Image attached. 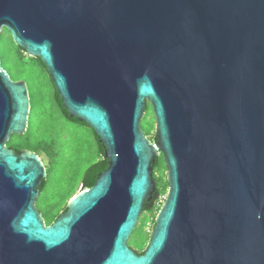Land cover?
<instances>
[{
  "label": "water",
  "instance_id": "water-1",
  "mask_svg": "<svg viewBox=\"0 0 264 264\" xmlns=\"http://www.w3.org/2000/svg\"><path fill=\"white\" fill-rule=\"evenodd\" d=\"M2 28L108 165L47 225L44 163L6 146L28 88L0 60V264H264V0H0ZM159 153L168 191L139 254Z\"/></svg>",
  "mask_w": 264,
  "mask_h": 264
},
{
  "label": "rangeland",
  "instance_id": "rangeland-1",
  "mask_svg": "<svg viewBox=\"0 0 264 264\" xmlns=\"http://www.w3.org/2000/svg\"><path fill=\"white\" fill-rule=\"evenodd\" d=\"M30 55L13 42L10 32L2 28L0 33L1 66L13 80L27 83L31 107L27 127L23 135L12 134L7 146L22 145L33 149L46 167L43 189L35 207L45 218L53 219L67 206L70 198L82 190L80 184L85 169L99 157L95 138L88 126L66 119L53 99L54 89L47 75ZM141 128L150 141L155 136V116L151 105L144 111ZM160 163L153 170L160 194L152 210L140 214L137 225L128 239V245L136 252L144 250L153 228L155 217L168 191L167 167L162 153ZM47 225L51 223H47Z\"/></svg>",
  "mask_w": 264,
  "mask_h": 264
},
{
  "label": "trees",
  "instance_id": "trees-1",
  "mask_svg": "<svg viewBox=\"0 0 264 264\" xmlns=\"http://www.w3.org/2000/svg\"><path fill=\"white\" fill-rule=\"evenodd\" d=\"M19 49H21L19 47ZM23 50V49H21ZM38 66H44V64L42 63V61L37 58V57H32L31 58ZM53 99L55 101V104L56 106L58 107L60 113L67 119L71 120V121H74V122H77L79 124H82V125H85L87 126L84 122H79L77 121L75 118H70L67 114V111L63 108V105H62V102L60 100V97L57 95L55 89H54V96H53ZM148 108V104L147 106L145 107V110ZM91 129V128H90ZM92 133H93V136L95 138V142H96V146H97V150H98V154H99V158L93 162L92 164H90L84 171L83 175H82V178H81V181H80V184L82 186V189H85L87 187H91L98 175L105 170V168L107 167L108 165V160L104 157V146L102 143L99 142L98 140V137L94 134V131L91 129ZM150 140V139H149ZM157 138H156V134L154 136V138L151 140V142H156ZM10 148H13L14 151L16 153H19L21 152V149L24 147L23 145L21 147H17V146H12V145H9ZM39 146H36L34 147L33 149H31L32 151H34L36 153V150L38 149ZM25 148V147H24ZM159 163H160V157L157 155L156 156V161H155V165H154V169L157 168L159 166ZM153 176H154V179H155V174L153 172ZM44 183H45V180L43 179L42 181V184H41V190L43 189L44 187ZM160 194V190H159V187H158V184L156 182V190L154 191V195H153V199L152 201H148L145 203L144 205V208H143V212L144 211H148V210H152V204L156 202V200L158 199V195ZM66 211V207L62 210L61 214L64 213ZM59 215L55 216L53 219H50L48 217V212L46 214V216H44L45 218V223H52L53 221L56 220V218L58 217ZM153 226H154V223H153ZM144 250H141V251H138L137 253L141 254Z\"/></svg>",
  "mask_w": 264,
  "mask_h": 264
},
{
  "label": "flooded vegetation",
  "instance_id": "flooded-vegetation-1",
  "mask_svg": "<svg viewBox=\"0 0 264 264\" xmlns=\"http://www.w3.org/2000/svg\"><path fill=\"white\" fill-rule=\"evenodd\" d=\"M41 67V69H42V71L45 73V75H47V77H48V79H49V81L51 82V84H52V87H53V89H54V86H53V83H52V81H51V79H50V77H49V75H48V72H47V70H46V67L45 66H40ZM26 85H27V83H26ZM27 88H28V86H27ZM28 93H29V89H28ZM29 100H30V107H31V98H30V94H29ZM6 146H7V144H6ZM8 148H10L9 146H7ZM10 149H12L13 151H14V149L13 148H10ZM24 149V147L21 149V151ZM15 152V151H14ZM37 154V153H36ZM38 155V154H37ZM39 156V155H38Z\"/></svg>",
  "mask_w": 264,
  "mask_h": 264
},
{
  "label": "crops",
  "instance_id": "crops-1",
  "mask_svg": "<svg viewBox=\"0 0 264 264\" xmlns=\"http://www.w3.org/2000/svg\"><path fill=\"white\" fill-rule=\"evenodd\" d=\"M98 158H99V157H98ZM98 158H97V159H98Z\"/></svg>",
  "mask_w": 264,
  "mask_h": 264
},
{
  "label": "built area",
  "instance_id": "built-area-1",
  "mask_svg": "<svg viewBox=\"0 0 264 264\" xmlns=\"http://www.w3.org/2000/svg\"><path fill=\"white\" fill-rule=\"evenodd\" d=\"M165 198V197H164Z\"/></svg>",
  "mask_w": 264,
  "mask_h": 264
}]
</instances>
